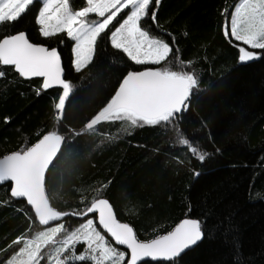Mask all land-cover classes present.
Returning a JSON list of instances; mask_svg holds the SVG:
<instances>
[{
	"label": "trees",
	"instance_id": "trees-1",
	"mask_svg": "<svg viewBox=\"0 0 264 264\" xmlns=\"http://www.w3.org/2000/svg\"><path fill=\"white\" fill-rule=\"evenodd\" d=\"M238 1L160 0L157 23L144 21L152 36L170 45L175 38L180 58L193 61L199 90L183 113L180 130L212 156L203 163L194 159L177 143L172 128H136L109 141L102 134H117L120 124L104 123L97 126L101 135L77 137L68 146L72 157L65 152L47 175L46 194L56 210H82L100 188L99 198L107 199L117 218L131 225L142 241L170 232L183 218L203 221L206 237L178 264H264V59L240 64L236 45L247 46L225 38L222 10H231ZM38 8L36 0L17 23L0 27V38L24 31L32 43L57 48L65 80L75 92L66 101L64 124L58 126L55 104L62 88L37 94L42 79H25L11 66H0L6 73L0 77V157L25 150L57 128L61 133L69 127L79 131L108 103L129 71L144 70L105 37L94 63L78 73L72 40L66 34L43 37ZM9 191L10 184L0 186V264L20 247L8 248L17 237L45 229L30 225V218L35 221L32 211ZM87 218L96 222L93 214ZM84 222L69 216L61 223L71 230ZM85 247L78 245L77 253Z\"/></svg>",
	"mask_w": 264,
	"mask_h": 264
},
{
	"label": "snow or ice",
	"instance_id": "snow-or-ice-1",
	"mask_svg": "<svg viewBox=\"0 0 264 264\" xmlns=\"http://www.w3.org/2000/svg\"><path fill=\"white\" fill-rule=\"evenodd\" d=\"M35 3L36 0H0V27L17 23ZM41 3L37 16L41 35L52 38L66 34L75 42L74 68L78 73L94 63L97 47L105 37L115 50L126 54L144 70L129 71L108 103L79 131L69 127L61 133L57 128L43 134L25 150L0 159V185L13 182L11 198H25L32 207L36 219L30 218V225L48 226L69 216L85 218L84 223L71 230L64 223H58L31 237H17L8 248L20 247L6 264H41L42 261L47 264H144L148 260L178 264L183 254L206 237L203 221L185 219L173 231L142 241L129 224L116 219L109 201L99 198L102 189H96V197L86 208L60 212L50 204L46 186L47 175L64 153L72 157L68 146L81 135H101L97 126L104 123L120 124L117 134H102L109 141L118 138L120 133L131 134L136 128H172L177 133V143L187 148L194 159L203 163L210 158L212 153L202 150L180 130L183 113L190 110L191 98L199 90V75L191 69L193 61L180 58L179 49L174 47L175 38L170 45L152 36L144 26L147 19L157 23L160 0H85L86 6L78 10L72 8L71 0H41ZM122 13L125 15L121 22ZM221 14L225 38L247 46L236 45L240 53L238 62L248 64L264 59V0H239L231 10L226 8ZM0 66H11L22 78H43L37 94L60 86L62 93L55 104V120L58 126L64 124L66 101L71 99L75 87L62 78L64 69L56 48L30 42L23 31L4 35L0 38ZM5 74L0 69V77ZM89 214H98L95 223L87 218ZM96 223L116 245L126 246L127 251L113 247ZM80 244L86 247L77 253Z\"/></svg>",
	"mask_w": 264,
	"mask_h": 264
},
{
	"label": "water",
	"instance_id": "water-1",
	"mask_svg": "<svg viewBox=\"0 0 264 264\" xmlns=\"http://www.w3.org/2000/svg\"><path fill=\"white\" fill-rule=\"evenodd\" d=\"M19 32H21V31H19ZM24 32V31H23ZM18 33V32H17ZM26 33V32H25ZM14 34H16V33H14ZM31 42V41H30ZM34 44H39V43H34ZM39 45H43V44H39ZM45 46V45H44ZM46 47H48V46H46ZM49 48V47H48ZM54 48V47H53ZM51 49V48H50ZM57 49V48H56ZM58 51V50H57ZM61 57V56H60ZM61 64H62V67H63V63H62V59H61ZM63 69H64V67H63ZM142 71V70H141ZM33 78H40V77H33ZM62 78L63 79H65V71L63 72V74H62ZM26 79V78H25ZM27 79H32V78H27ZM40 79H42V81H43V78H40ZM56 87H60V86H53L52 88H56ZM49 89H51V88H49ZM9 154H11V153H9ZM9 154H7V155H9ZM4 156H6V155H4ZM4 156H2V157H0V159H2ZM12 183L13 182H7V183H4V184H2V185H5V184H10V190H11V186H12ZM2 185H0V186H2ZM9 193H10V191H9ZM14 200H21V201H24L26 204H27V202H26V199L25 198H13ZM105 199V198H104ZM110 203V202H109ZM27 206L30 208V210L32 211V213H33V215H34V212H33V209H32V207L30 206V205H28L27 204ZM112 210H113V212H114V214H115V216H116V219L119 221V222H121V223H126V222H123V221H120L118 218H117V215H116V213H115V211H114V209L112 208ZM58 211V210H57ZM35 216V215H34ZM95 216V220L97 221V218H98V214H95L94 215ZM36 219V218H35ZM64 219V218H63ZM62 219V220H63ZM185 219H192V218H183V219H181L180 220V222L181 221H183V220H185ZM62 220L61 221H56V222H51L50 223V225H48V226H41V227H50V226H53V225H56V224H58V223H61L62 222ZM180 222H178L176 225H175V227L180 223ZM97 224V226L99 227V229L110 239V241L116 246V247H119V248H121V249H123L124 251H127V249H126V246H120V245H116L115 244V241L114 240H112V238L110 237V236H108L101 228H100V226H99V224L98 223H96ZM128 224V223H127ZM131 226V225H130ZM132 227V226H131ZM174 227V228H175ZM174 228L171 230V231H173L174 230ZM170 231V232H171ZM167 234V233H166ZM194 248V247H193ZM192 248V249H193ZM190 251V250H189ZM188 252V251H187ZM148 261H150V260H148ZM153 262V261H152Z\"/></svg>",
	"mask_w": 264,
	"mask_h": 264
},
{
	"label": "rangeland",
	"instance_id": "rangeland-1",
	"mask_svg": "<svg viewBox=\"0 0 264 264\" xmlns=\"http://www.w3.org/2000/svg\"><path fill=\"white\" fill-rule=\"evenodd\" d=\"M39 1V8H38V13H39V11H40V9H41V7H42V3H41V0H38ZM83 1V2H82ZM239 2V1H238ZM237 2V3H238ZM236 3V4H237ZM71 6H72V8L74 9V10H78L79 8H81V7H84V6H86V3H85V0H71ZM125 14L124 13H122L121 14V22H122V18H123V16H124ZM94 18V17H93ZM117 27L119 26L118 24L116 25ZM72 42H73V46H72V55H73V60H72V63H73V66H74V47H75V42L72 40ZM53 226H56V225H53ZM51 227V226H50ZM46 228V227H45ZM98 230H99V227L97 228ZM19 249V248H18ZM17 249V250H18ZM16 250V251H17ZM120 251H123L122 249H119ZM12 252L10 253V255H9V258L12 256ZM8 260V259H7ZM6 260V261H7ZM6 261H5V263L4 264H6ZM41 264H47V261H43Z\"/></svg>",
	"mask_w": 264,
	"mask_h": 264
}]
</instances>
